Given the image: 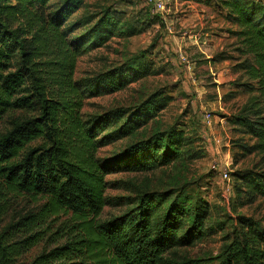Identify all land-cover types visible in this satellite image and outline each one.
<instances>
[{
	"label": "trees",
	"instance_id": "16d2710c",
	"mask_svg": "<svg viewBox=\"0 0 264 264\" xmlns=\"http://www.w3.org/2000/svg\"><path fill=\"white\" fill-rule=\"evenodd\" d=\"M87 0H0V216L3 196L26 195L45 200L38 213H28L10 227L25 237L9 243L0 234V264H24L19 259L52 232L55 246L25 264H197L175 261L168 253L202 238L208 204L192 206L190 228L186 198L163 209L164 199L142 193L134 199L105 198V176L114 169L100 159L99 150L133 136L173 101L163 89L149 95L137 108L112 109L83 118L86 99L112 95L138 79L159 75L145 58L83 80H75L78 59L105 47L119 27L127 36L145 32L149 24L124 25L125 13L107 8L69 23ZM217 10L236 30L238 58L221 54L211 62L235 60V87L250 97L229 118L242 135L232 143L239 158L259 154L264 163V3L260 0H194ZM148 15L152 18L150 11ZM80 31V32H78ZM4 126V129L2 130ZM182 129L170 127L127 146L112 161L119 171L151 172L179 159L202 157ZM237 200L251 204L264 198V167L234 173ZM107 204L126 210L102 219ZM52 224H49L51 223ZM241 238L229 246L240 264H264V230L239 218ZM9 227V228H10Z\"/></svg>",
	"mask_w": 264,
	"mask_h": 264
},
{
	"label": "rangeland",
	"instance_id": "374dc122",
	"mask_svg": "<svg viewBox=\"0 0 264 264\" xmlns=\"http://www.w3.org/2000/svg\"><path fill=\"white\" fill-rule=\"evenodd\" d=\"M146 1L87 0L69 22L72 23L86 14H99L107 8H112L125 13L124 25L136 21H146L149 24L145 32L134 36L121 33L124 26L119 27L105 47L78 59L75 80H83L122 65L130 66L143 58L161 72L156 76L138 79L126 89L112 95L86 99L81 109L83 118L87 119L117 108L133 110L160 89L173 97L167 108L146 127L131 137L99 150V158L108 160V166L114 169L105 176V198L113 203L114 199H134L142 193H153L164 199L165 209L178 197H184L188 202V216L181 232L189 230L192 206L197 200H202L208 204L209 212L202 229V238L190 246L170 251L168 257L175 261L193 260L197 264H240L233 258H236V255L228 253L232 252L228 247L235 246L241 238L243 227L239 218L249 219L260 230H264V198L259 197L251 204L242 205L243 201L237 200L234 193L233 175L235 172L254 167L263 168L264 163L261 155L256 153L239 158V151L232 146L234 141L243 137L233 130L229 118L236 114L250 97L249 94L239 93L235 87L239 74L234 72L233 66L236 63L234 59L238 58L239 54L236 52L237 41L231 34L233 29L222 22L213 27L216 33L223 32L226 35L217 41L218 45L214 47L207 46L208 44L202 43L201 40L198 45H192L187 37L182 42L179 36L185 29L182 28L180 19L187 13L181 11L187 6L186 2L196 1L153 0L163 2L164 9L150 13L152 18L148 15L150 6ZM56 2L57 0H54V3ZM194 28L196 27H186V30L190 32ZM216 54L234 59L210 63ZM207 113L211 116L210 128L205 127L203 119ZM173 126L185 132L192 142V148L200 149V159H190L189 154L197 151L191 150L184 152L179 159L167 166L141 173L119 171L117 164L112 161V158L127 146ZM224 170L230 175V190L221 179ZM44 203L45 200H33L26 195L3 196L1 204L4 206V213L0 216V234L4 232L9 243L22 240L25 234L17 232L20 228L10 225L30 212L38 213ZM125 210L126 205L107 204L103 209L102 219L117 216ZM66 219L62 214L55 218L54 226L48 227L38 245L24 253L18 262L28 263L41 251L53 248L55 244L52 243V232Z\"/></svg>",
	"mask_w": 264,
	"mask_h": 264
},
{
	"label": "crops",
	"instance_id": "0c3cea01",
	"mask_svg": "<svg viewBox=\"0 0 264 264\" xmlns=\"http://www.w3.org/2000/svg\"><path fill=\"white\" fill-rule=\"evenodd\" d=\"M186 3L187 6L183 11H181V13L186 12L187 14H183L181 16L183 18L180 19V24L182 25V28L185 29L183 33L179 36V39H181L182 42H184L183 39L187 37V39L191 41L192 45H198V41L201 40L202 43H207V46L210 45L214 47L215 45H218L217 41H220L222 38H225L226 35L223 32L216 33L213 30V27H217L220 22H222L227 26L229 25L233 29L231 31L236 30L233 25H231L224 19V10H217L199 2L189 1ZM182 5L184 4L182 3ZM186 27L196 28L188 32L186 30ZM197 29L199 30L196 31ZM207 58H210V56H207ZM209 62L211 63V61Z\"/></svg>",
	"mask_w": 264,
	"mask_h": 264
},
{
	"label": "built area",
	"instance_id": "2783aa9c",
	"mask_svg": "<svg viewBox=\"0 0 264 264\" xmlns=\"http://www.w3.org/2000/svg\"><path fill=\"white\" fill-rule=\"evenodd\" d=\"M260 1L264 3V0H260ZM146 2L148 6H150L149 11L151 14H153L156 11H162L164 9V3L161 1L147 0ZM203 119H204L205 127L210 128L212 126L211 116L207 113L205 114ZM213 168L215 169L214 165H213ZM221 179L227 184L226 188L230 190L231 189V186H229L230 175L226 170L222 171Z\"/></svg>",
	"mask_w": 264,
	"mask_h": 264
}]
</instances>
